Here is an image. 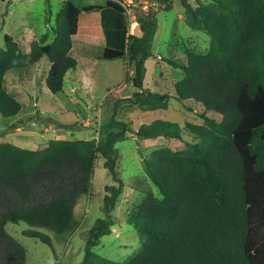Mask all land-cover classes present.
<instances>
[{"label": "trees", "instance_id": "16d2710c", "mask_svg": "<svg viewBox=\"0 0 264 264\" xmlns=\"http://www.w3.org/2000/svg\"><path fill=\"white\" fill-rule=\"evenodd\" d=\"M158 1L165 3V9L170 7V0ZM183 6L189 26L207 33L210 42L203 54L186 52L181 64L184 75L174 84L173 96L182 103L199 102L221 118L201 114L202 123H184L198 139L188 147L199 157L160 155L147 167L161 197L147 190L125 219L141 241L126 262L100 256L92 248L110 233L111 212L122 186L114 144L131 129L117 117L119 108L156 104L168 96L143 87L156 11L147 8L137 13L140 34L134 35L128 33L122 0L82 7L67 0L56 13L49 42L48 31L38 39H26L24 31L2 35L0 115L4 118L21 110L20 102L4 86L10 71L45 56L50 62L45 86L52 93L62 90L66 72L77 65L70 49L82 11L98 12L104 40L101 57L128 59L136 90L131 96L115 98L97 139L52 138L37 149L0 142V264H26V248L5 230L7 223H26L22 234L49 246L48 233L65 231L79 197L90 192L98 155L117 184L105 185L103 215L86 231L83 260L71 264H264V0H211L196 8L183 0ZM182 132L177 122L161 118L141 123L136 130L142 138L177 140Z\"/></svg>", "mask_w": 264, "mask_h": 264}, {"label": "rangeland", "instance_id": "374dc122", "mask_svg": "<svg viewBox=\"0 0 264 264\" xmlns=\"http://www.w3.org/2000/svg\"><path fill=\"white\" fill-rule=\"evenodd\" d=\"M67 0H0V45L2 35L13 36L22 31L25 38L38 39L45 31L46 39L53 37L52 27L56 13ZM82 7L87 4H103L105 0H70ZM192 8L208 4L211 0H185ZM126 7L128 33L139 35L136 15L141 10L152 8L156 11L157 26L151 45V57L145 60L146 73L143 87L153 92H165L168 96L156 104L120 106L117 117L127 121L131 131L123 140L117 141L116 164L122 186L112 214L114 223L110 233L100 238L99 244L92 250L100 256L126 262L140 248L138 232L125 219L132 213L135 205L143 199L147 190L161 197L151 182L147 167L164 155L174 159L199 157L190 150L188 143L197 142L184 123L203 122L201 114L220 120L221 116L194 100L183 103L174 98V84L180 80L184 71L181 64L186 52L203 54L208 50L210 36L201 29L187 23L183 0H170L169 8L158 0H122ZM28 47L27 40L24 41ZM104 46L103 35L97 11H82L79 26L72 37L70 54L77 65L67 71L63 78L62 90L50 92L44 80L50 62L43 56L38 62L10 71L5 75V89L21 104L16 116L4 118L0 115L1 133L10 130L9 126L17 120L30 118V122L42 123L47 127L43 141H36L33 148H41L48 138L90 139L99 137V126L112 114L115 98L131 96L136 90L131 84L133 66L126 58L113 60L101 57ZM171 60L173 63H170ZM45 117L57 125L47 123ZM161 118L177 122L182 128V138H164L162 136L142 138L136 130L141 123ZM11 124V125H10ZM6 128V129H5ZM16 136L19 131L14 130ZM101 155L95 160L91 178L90 192L81 195L75 205L74 219L62 233H48L51 246L37 238L22 234L27 228L24 222L7 223L5 230L26 248V264H71L83 260L85 254L86 231L94 220L103 215L102 199L107 193L105 185L117 184L112 180L107 168L103 166ZM112 229H117L113 233Z\"/></svg>", "mask_w": 264, "mask_h": 264}, {"label": "crops", "instance_id": "0c3cea01", "mask_svg": "<svg viewBox=\"0 0 264 264\" xmlns=\"http://www.w3.org/2000/svg\"><path fill=\"white\" fill-rule=\"evenodd\" d=\"M13 121L14 122L12 123V125L10 124L11 126H9L11 129L1 133L2 139L0 140V142H9L19 147H23L27 149H36L31 146L35 142L33 135L37 136L38 139H36V141L42 142L43 141L42 139L45 138V134L48 133V132H43V131H47V127L45 128V125L42 123H34L27 121V122H23L22 124V122L20 121L17 120H13ZM1 128L2 127L0 126V129ZM14 130L19 131V133L16 136L14 135L15 133ZM49 139L52 138H48L47 141ZM45 145L46 144H44L43 146ZM74 212H75V207L73 209L71 221L74 219V215H75Z\"/></svg>", "mask_w": 264, "mask_h": 264}, {"label": "built area", "instance_id": "2783aa9c", "mask_svg": "<svg viewBox=\"0 0 264 264\" xmlns=\"http://www.w3.org/2000/svg\"><path fill=\"white\" fill-rule=\"evenodd\" d=\"M113 233H115L117 231V229H112Z\"/></svg>", "mask_w": 264, "mask_h": 264}]
</instances>
